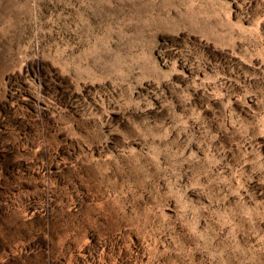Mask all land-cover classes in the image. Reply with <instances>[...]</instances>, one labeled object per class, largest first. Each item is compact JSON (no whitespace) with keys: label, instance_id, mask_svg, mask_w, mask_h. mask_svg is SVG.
<instances>
[{"label":"rangeland","instance_id":"rangeland-1","mask_svg":"<svg viewBox=\"0 0 264 264\" xmlns=\"http://www.w3.org/2000/svg\"><path fill=\"white\" fill-rule=\"evenodd\" d=\"M0 264H264V0H0Z\"/></svg>","mask_w":264,"mask_h":264}]
</instances>
